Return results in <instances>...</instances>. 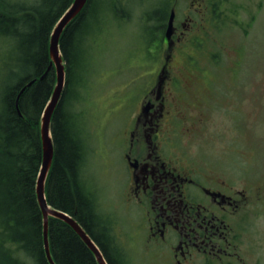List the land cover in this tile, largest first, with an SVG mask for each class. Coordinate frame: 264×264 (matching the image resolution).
Segmentation results:
<instances>
[{"label": "flooded vegetation", "instance_id": "af4514ba", "mask_svg": "<svg viewBox=\"0 0 264 264\" xmlns=\"http://www.w3.org/2000/svg\"><path fill=\"white\" fill-rule=\"evenodd\" d=\"M162 1L152 11L153 23L141 25L142 42L161 59L117 141L120 158L109 154L110 165L123 167L126 207L140 217L151 264H264V160L257 148L243 147L251 130L264 143V130L244 115V89L214 86L201 63L220 22L230 14L242 22L245 13L252 24L257 2ZM187 76L198 86L187 87ZM250 95L245 100L256 116L257 92ZM243 156L252 158L243 164ZM84 179L99 200L98 183ZM121 239L113 237L114 257L132 264Z\"/></svg>", "mask_w": 264, "mask_h": 264}, {"label": "trees", "instance_id": "16d2710c", "mask_svg": "<svg viewBox=\"0 0 264 264\" xmlns=\"http://www.w3.org/2000/svg\"><path fill=\"white\" fill-rule=\"evenodd\" d=\"M73 1L0 0V264H51L37 195L43 159L41 121L56 85V71L50 67L52 31ZM116 1L88 0L61 36L67 76L51 122L55 154L46 183L48 203L78 220L109 264H118L110 232L101 220L95 193L80 173L86 133L78 114L68 107L87 88L94 57L90 39L101 28L103 14L120 10ZM49 238L57 264H99L63 219L49 217Z\"/></svg>", "mask_w": 264, "mask_h": 264}, {"label": "rangeland", "instance_id": "374dc122", "mask_svg": "<svg viewBox=\"0 0 264 264\" xmlns=\"http://www.w3.org/2000/svg\"><path fill=\"white\" fill-rule=\"evenodd\" d=\"M251 1L257 2L253 23L248 21L251 15L246 16L245 13L242 22L236 21L234 14L227 15L212 31L206 48H202L201 63L204 71L211 72L215 79L214 86L244 89L243 94H247L243 96L244 115L250 120L256 119L258 128L264 130L260 127L264 125V0ZM116 3L121 7L115 12L116 16L101 15L102 26L100 29L95 28L96 37L90 39V44L94 45L90 54L94 57L90 60L92 71L87 88H82V98L72 99L68 108L78 114V123L86 133L87 145L80 173L82 178L95 179L100 186L99 200L96 196L98 211L102 222L109 229L112 241L115 234L122 238L118 245L121 246L120 242L125 243L131 253L132 264H151L153 260L150 255L153 253L147 254L144 250L142 227L137 223L140 217L126 207L123 167L120 164L116 168L110 165L109 154L120 158L121 146L117 141L121 142L128 120L139 109L142 90L152 84L153 77L149 72L161 59V53L154 54L144 45L141 25L147 24L146 27H149L155 20L152 11L157 4L164 5V2L117 0ZM181 61L178 58V62ZM235 66L238 68L236 71ZM89 73L87 69L84 75L88 76ZM192 81L195 80L185 77L187 87H197ZM205 86L202 84V87ZM251 92H257L256 116L251 110L252 104L247 106L250 101L245 100L251 96ZM200 107L196 104V114ZM183 110L186 112L185 108ZM74 114L73 118L77 119ZM252 137L255 138L253 130L248 139L244 138V150L257 148L261 151L260 159L264 160V143ZM243 157V164L252 158ZM108 213H111L110 218L120 222L115 224V233L111 229Z\"/></svg>", "mask_w": 264, "mask_h": 264}, {"label": "water", "instance_id": "95a60500", "mask_svg": "<svg viewBox=\"0 0 264 264\" xmlns=\"http://www.w3.org/2000/svg\"><path fill=\"white\" fill-rule=\"evenodd\" d=\"M88 0H74L72 4L64 11L56 22L51 39H50V55L52 62L50 67L54 66L56 71V85L50 100L47 102L41 121V138L43 143V159L40 172L37 179V195L42 207L44 215V244L48 260L51 264H57L53 258L50 238H49V217L54 216L68 222L75 231L81 236L86 244L94 252L99 264H109L100 245L92 238L85 228L65 211L52 207L47 200L46 183L47 178L54 161V142L51 129L53 114L61 100L62 93L66 84V62L64 60L60 40L61 36L68 26L84 9ZM31 84V82H30Z\"/></svg>", "mask_w": 264, "mask_h": 264}]
</instances>
